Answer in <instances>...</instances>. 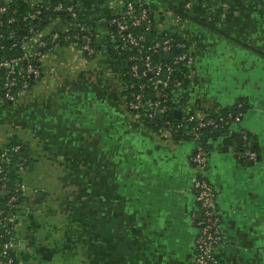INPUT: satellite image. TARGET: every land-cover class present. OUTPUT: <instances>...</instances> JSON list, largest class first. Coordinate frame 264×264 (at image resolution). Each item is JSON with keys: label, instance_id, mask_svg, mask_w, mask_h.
Instances as JSON below:
<instances>
[{"label": "crops", "instance_id": "crops-1", "mask_svg": "<svg viewBox=\"0 0 264 264\" xmlns=\"http://www.w3.org/2000/svg\"><path fill=\"white\" fill-rule=\"evenodd\" d=\"M116 1L74 3L96 12ZM175 7L190 18L180 32L197 56L173 99L177 115L244 102L238 128L259 153L247 164L225 139L209 142L206 176L225 236L214 264H264V0ZM68 55L48 52L43 78L15 103H0V126L20 135L34 160L28 185L44 194L26 220L36 230L37 264H195V143L161 139L135 117L108 48L75 71Z\"/></svg>", "mask_w": 264, "mask_h": 264}, {"label": "built area", "instance_id": "built-area-1", "mask_svg": "<svg viewBox=\"0 0 264 264\" xmlns=\"http://www.w3.org/2000/svg\"><path fill=\"white\" fill-rule=\"evenodd\" d=\"M166 1L167 5L160 0L116 1L109 7L111 18L100 20L103 26L99 31L85 22L74 0H23L31 9L26 14L12 6L13 0L1 3L0 103L2 106L15 103L33 88L32 82L43 78L44 56L48 52H68L71 71L77 70L80 59L90 62L96 56L95 39L125 57L122 68L127 71L121 74L129 77V82L124 78L128 109L144 124L154 122V127L149 128L155 136L165 140L186 139L196 145L191 162L198 174L194 188L201 214L196 222L195 264H210L215 262V250L223 244L225 236L216 190L206 176L212 153L204 142L206 135L219 133L225 140L239 139L241 148L234 154L241 162L255 164L259 153L251 147L248 132L238 128L244 117L241 111L227 116L220 112L186 113L179 119H171L170 114L175 112L173 99L191 78L197 56L192 39L180 32L187 20L168 3L175 7L180 1L192 8L210 0ZM154 6L158 17L153 12ZM46 12L54 16L45 18ZM61 13L69 18H62ZM33 21L41 28L30 24ZM27 23L30 27L22 28ZM14 24L16 28L9 29ZM235 107L243 109L244 104L237 103ZM27 145L17 133L0 132V264H37L33 234L26 223L27 214L37 210V191L28 185L31 165ZM23 215L26 218L21 220Z\"/></svg>", "mask_w": 264, "mask_h": 264}, {"label": "trees", "instance_id": "trees-1", "mask_svg": "<svg viewBox=\"0 0 264 264\" xmlns=\"http://www.w3.org/2000/svg\"><path fill=\"white\" fill-rule=\"evenodd\" d=\"M162 3H165L166 5H167V1L166 0H160ZM213 1H215V0H213ZM212 0H210V1H208L207 3H212L213 2ZM77 5V4H76ZM168 5H169V7L171 8V9H173V11H176V12H178L179 14H181L183 17H184V19H190L187 15H185L184 13H182L181 11H178L177 10V8L176 7H174L173 5H171V3H168ZM200 5V4H199ZM12 6H14V7H19L20 8V10H21V13L22 14H26V13H28V12H30V8L28 7V6H26L24 3H23V0H13V2H12ZM78 8H79V11H80V13L81 14H83L84 15V17H85V22L86 23H89V24H92L93 26H94V28H95V31H99V30H101V28H102V24H101V22H100V20L101 19H110L111 17V12H110V10H109V8L108 9H101V8H98L97 9V11L96 12H88V11H86V10H84V9H82V8H80L79 6H77ZM44 14V13H43ZM47 16H54V14L53 13H50V12H46L45 14H44V17L46 18ZM59 16H61L62 18H69L68 16L69 15H67V14H59ZM90 17H92L93 19H89ZM191 20L192 21H198L197 20V18H191ZM30 24H33V25H35V26H37V29L38 28H41L40 26H39V24H38V22L37 21H33V22H31ZM30 24L29 23H27V24H22V28H29L30 27ZM40 25H43V23L42 24H40ZM16 26H17V24H14V25H10L9 26V29H14V28H16ZM205 27H207V26H205ZM207 28H210L209 26L207 27ZM25 31L24 30H22L21 31V33L23 34ZM93 46H94V48L95 49H97V50H100V49H103V48H105L106 46H104L103 45V42L102 41H100V40H97V39H95L94 40V42H93ZM109 50V53H110V56L112 57V60H113V64H114V66L115 67H117V68H119V70L120 71H122V73H124L125 74V72L127 71V68L126 69H124L123 70V68H122V64H126L125 62H124V59H125V57H123V56H118L112 49H108ZM125 71V72H124ZM124 78H126V80L129 82V77H124ZM33 83V86L36 84L35 82H32ZM239 103H243L244 104V107H243V109H238L237 107H235V106H233V107H230V108H227V109H225V110H223V111H221L220 113H221V115L222 116H227L229 113H237V112H243L244 114H245V112H246V104L244 103V102H239ZM9 105H11V104H8L7 106H9ZM170 117H171V119H173V120H175V119H179L181 116H178L177 115V113H176V110H175V112H172L171 114H170ZM146 125H148L149 127H154V122H152V123H147ZM208 133V132H207ZM220 137V135H219V133H217V134H210V133H208L207 135H206V138H205V140H204V142H205V144H206V146H207V148L210 150V151H212L211 149V145L209 144V142H210V140H216V139H218ZM177 139H181V138H177ZM184 140H186V139H184ZM249 141H250V145H251V147L255 150V151H257V148L256 147H254L252 144H251V136L249 135ZM226 142H228V145H233L234 146V149L235 150H237V149H239V148H241V141L239 140V139H237V138H235L234 140H232V139H226ZM258 152V151H257ZM27 156H28V159H29V163H30V165H31V170L33 171V164H34V160L32 159V157H31V154H30V150H29V146L27 145ZM31 176V171H30V174H29V177ZM35 204L38 206L39 204H40V202H38V201H35ZM33 215H34V213H30V214H27V218H26V220L27 221H32V219H33ZM27 229L28 230H30V231H32V234H33V242H34V234H35V228H34V225L32 224V223H30V224H28L27 225ZM35 244V243H34Z\"/></svg>", "mask_w": 264, "mask_h": 264}, {"label": "water", "instance_id": "water-1", "mask_svg": "<svg viewBox=\"0 0 264 264\" xmlns=\"http://www.w3.org/2000/svg\"><path fill=\"white\" fill-rule=\"evenodd\" d=\"M179 116V115H178ZM44 196V194H42V193H38L37 195H36V201H40L41 200V198ZM24 218H26V215H23L20 219L21 220H24ZM24 247V246H23ZM210 264H214V262H212V263H210Z\"/></svg>", "mask_w": 264, "mask_h": 264}, {"label": "rangeland", "instance_id": "rangeland-1", "mask_svg": "<svg viewBox=\"0 0 264 264\" xmlns=\"http://www.w3.org/2000/svg\"><path fill=\"white\" fill-rule=\"evenodd\" d=\"M9 132V130H8V128L6 127V126H0V132ZM11 132H13V131H11Z\"/></svg>", "mask_w": 264, "mask_h": 264}]
</instances>
